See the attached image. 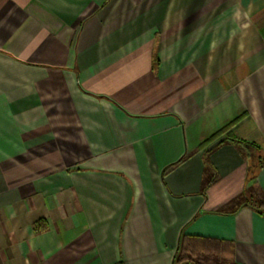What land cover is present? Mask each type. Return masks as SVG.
<instances>
[{
    "label": "crops",
    "instance_id": "1",
    "mask_svg": "<svg viewBox=\"0 0 264 264\" xmlns=\"http://www.w3.org/2000/svg\"><path fill=\"white\" fill-rule=\"evenodd\" d=\"M255 194L264 0H0V264H264Z\"/></svg>",
    "mask_w": 264,
    "mask_h": 264
},
{
    "label": "trees",
    "instance_id": "2",
    "mask_svg": "<svg viewBox=\"0 0 264 264\" xmlns=\"http://www.w3.org/2000/svg\"><path fill=\"white\" fill-rule=\"evenodd\" d=\"M242 202L248 203L249 205H253L254 208L258 210H262L264 212V195L262 194H255L254 196L252 195L244 196L242 197ZM35 227L38 228L39 225L36 224ZM179 262H180V258H176L174 260V264H177ZM194 264H196V262H194Z\"/></svg>",
    "mask_w": 264,
    "mask_h": 264
},
{
    "label": "water",
    "instance_id": "3",
    "mask_svg": "<svg viewBox=\"0 0 264 264\" xmlns=\"http://www.w3.org/2000/svg\"><path fill=\"white\" fill-rule=\"evenodd\" d=\"M222 140H223V138H219V139L215 140L212 144L209 145V147L207 149L210 150L211 148H213L214 146L219 144Z\"/></svg>",
    "mask_w": 264,
    "mask_h": 264
}]
</instances>
